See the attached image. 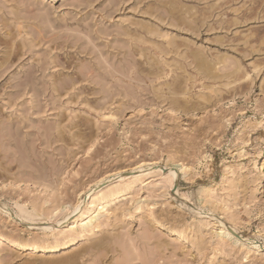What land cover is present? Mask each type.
I'll list each match as a JSON object with an SVG mask.
<instances>
[{"label": "rangeland", "instance_id": "rangeland-1", "mask_svg": "<svg viewBox=\"0 0 264 264\" xmlns=\"http://www.w3.org/2000/svg\"><path fill=\"white\" fill-rule=\"evenodd\" d=\"M0 264H264V0H0Z\"/></svg>", "mask_w": 264, "mask_h": 264}, {"label": "bare ground", "instance_id": "bare-ground-1", "mask_svg": "<svg viewBox=\"0 0 264 264\" xmlns=\"http://www.w3.org/2000/svg\"><path fill=\"white\" fill-rule=\"evenodd\" d=\"M19 209H20V208H19ZM23 210H24V209H23ZM24 213H26V212H24ZM56 248H58V247H57V244L50 246V247H49V250H54V249H56Z\"/></svg>", "mask_w": 264, "mask_h": 264}]
</instances>
